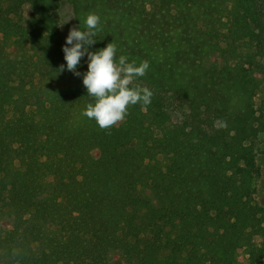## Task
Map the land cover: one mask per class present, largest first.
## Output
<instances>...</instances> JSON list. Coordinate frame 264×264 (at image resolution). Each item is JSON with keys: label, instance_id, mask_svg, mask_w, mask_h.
I'll list each match as a JSON object with an SVG mask.
<instances>
[{"label": "trees", "instance_id": "obj_1", "mask_svg": "<svg viewBox=\"0 0 264 264\" xmlns=\"http://www.w3.org/2000/svg\"><path fill=\"white\" fill-rule=\"evenodd\" d=\"M68 2L78 30L101 17L90 52L149 61L154 95L101 130L60 0H0V264H260L264 0Z\"/></svg>", "mask_w": 264, "mask_h": 264}, {"label": "clouds", "instance_id": "obj_2", "mask_svg": "<svg viewBox=\"0 0 264 264\" xmlns=\"http://www.w3.org/2000/svg\"><path fill=\"white\" fill-rule=\"evenodd\" d=\"M100 24V15L90 12L85 21L86 30L73 27L63 52L67 69L77 76L81 75L76 71L80 61L87 54L88 70L83 76V85L94 102L87 104L82 115L95 120L101 130H109L125 120L130 107L138 103L149 105L154 92L137 82L138 78L146 75L149 61L144 60L137 65L135 61L128 62L124 55L117 59L114 41L95 52L88 50L87 46L96 43ZM63 70L61 65L60 71Z\"/></svg>", "mask_w": 264, "mask_h": 264}, {"label": "rangeland", "instance_id": "obj_3", "mask_svg": "<svg viewBox=\"0 0 264 264\" xmlns=\"http://www.w3.org/2000/svg\"><path fill=\"white\" fill-rule=\"evenodd\" d=\"M58 21L59 28L62 35L64 45L66 46V39L69 35L70 30L75 27V18L71 5L68 0H60V6L58 9ZM76 28V27H75ZM71 47V45H68ZM255 61L257 63H262V56H257ZM80 63L88 69V56L87 54L81 59ZM255 102L260 111H263L264 104V93H260L256 96ZM170 125H179L182 119V112L178 108H174L170 112ZM256 152V163L259 172L254 180V203L259 211V216L261 218L262 227L264 229V132L261 133L255 143ZM145 193V192H144ZM150 195L149 192H147ZM260 264H264V258L261 260Z\"/></svg>", "mask_w": 264, "mask_h": 264}]
</instances>
